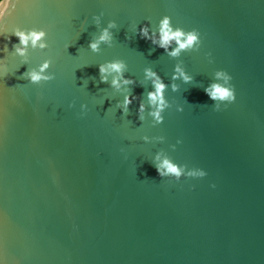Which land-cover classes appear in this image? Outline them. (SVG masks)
<instances>
[{"label":"water","instance_id":"water-1","mask_svg":"<svg viewBox=\"0 0 264 264\" xmlns=\"http://www.w3.org/2000/svg\"><path fill=\"white\" fill-rule=\"evenodd\" d=\"M100 12L101 27L108 20L118 27L113 45L93 53L87 45L98 29L91 18ZM164 14L199 28L203 45L182 53L194 81L165 93L173 106L152 127L151 118H137L151 90L143 69L168 83L178 61L131 29L147 20L154 26ZM15 26L44 28L49 48L32 53L0 87L5 264H264V0H27L8 19L9 31ZM16 42L12 36L10 51ZM44 56L53 80L19 78ZM112 59L144 83L132 86L140 99L126 117L115 107L122 94L98 83L97 65ZM17 65L9 61L12 71ZM217 69L233 76L237 91L236 102L218 112L197 87ZM143 135L165 139L146 144ZM160 149L208 175L161 178L151 163Z\"/></svg>","mask_w":264,"mask_h":264},{"label":"clouds","instance_id":"clouds-1","mask_svg":"<svg viewBox=\"0 0 264 264\" xmlns=\"http://www.w3.org/2000/svg\"><path fill=\"white\" fill-rule=\"evenodd\" d=\"M21 3H27V0H0V87L3 86L6 78L14 75L22 65L31 63L32 53H43L49 48L48 32L42 27H12L11 31L8 28V19L15 13L17 6ZM27 14V8H26ZM104 13L92 16V23L98 29V33L94 35L88 42V49L93 53L100 52L101 44H106L109 47L113 45L114 34L113 29L118 27L115 20H108L106 25L101 27V19ZM148 23L137 28L133 25L131 31L140 36V38L149 41L156 48H161L164 53L171 59L178 62L172 67L170 81L165 83L164 79L153 70L152 67L143 69L144 80L149 83L151 90L143 93L144 98L140 99L132 94V86L139 84L144 87L143 82H138L132 78L126 77L128 71L127 64L121 59L106 60L99 63L98 83L108 84L109 87L120 92L123 96L122 100H117L115 107L120 109L122 116L129 114V105L133 101L140 99L137 108V118L141 124L151 118V126L155 127L164 122V113L170 109L173 104L170 102L165 93L169 91H180L181 84H191L194 81V76L186 70L184 63L179 60L182 53L200 52L203 45V34L197 27L185 28L179 24H174L172 16L168 14L162 15L156 24L152 26L151 20ZM15 36L16 43H12V50H9L8 44L11 43V37ZM126 40L131 37L126 36ZM69 47V45L67 46ZM154 49H150L151 51ZM208 63H213L211 52L204 53ZM18 58V60H17ZM18 61V65L14 71L9 67V61ZM52 65V60L46 56L42 57L34 66L28 69L19 77L27 80L30 84L40 85L42 82H48L55 78L54 73L49 69ZM111 77V79H109ZM95 82L94 77H90ZM179 81L180 83H177ZM233 76L225 69H217L212 73L211 81L204 86L202 83L197 84V87L203 88L207 97L213 101V111H221L222 108H227L228 105L234 104L237 100L236 86L232 82ZM88 80H84L86 86ZM15 87H9L13 89ZM2 99V98H0ZM146 101V102H145ZM11 102L15 103V97L11 98ZM69 107H72L70 104ZM177 112H183L184 107L181 104L175 105ZM87 111V105H80V114L83 115ZM147 114V115H146ZM140 139L144 143H163V136L150 137L143 135ZM182 140L177 139L176 144L169 147L174 151L177 144H181ZM151 163L155 167L156 173L161 177L170 181L180 182L182 179H203L208 173L200 167H190L186 163H179L173 159L163 149L157 150L151 157ZM194 187V186H193ZM215 188V184L210 185ZM0 264H5V261L0 257Z\"/></svg>","mask_w":264,"mask_h":264}]
</instances>
